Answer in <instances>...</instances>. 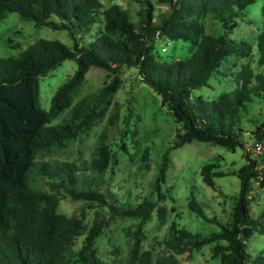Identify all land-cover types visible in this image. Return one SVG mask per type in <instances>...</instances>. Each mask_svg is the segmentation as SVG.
Here are the masks:
<instances>
[{
	"label": "trees",
	"instance_id": "trees-1",
	"mask_svg": "<svg viewBox=\"0 0 264 264\" xmlns=\"http://www.w3.org/2000/svg\"><path fill=\"white\" fill-rule=\"evenodd\" d=\"M104 1L0 0V19L16 12L35 26L65 29L72 39L71 47L59 40L39 39L19 56L0 57V264H70L72 259L67 255L82 234L83 244L73 260L104 264L94 244L116 216L138 220L130 231L132 239L125 264H183L178 256L189 239L194 240V248L214 244L213 257L219 258L220 264H264L263 254L251 256L246 251V243L254 233L264 234V210L258 218L249 212L253 181L257 187L264 186V166L258 168L246 150L242 126L243 114L253 96L264 95V30L255 37L256 63L260 68L256 70L251 65V43L206 33L203 23L211 17L224 31H230L238 25L237 19L246 7L256 0H157L167 4V9L157 15L154 2L131 0L141 3L136 23L119 3L104 6ZM99 21L101 31L84 43L81 38ZM159 38L188 42L191 53L177 60L159 59L154 50ZM228 57L244 60L231 73L233 89L213 100L192 97L193 90L208 84L210 76L219 71ZM67 59L76 62V69L55 90L46 110L39 103V78ZM93 66L107 71L112 80L71 101V95ZM131 67L136 68L139 81L160 96L161 105L180 126L173 143L163 152L152 198L145 196L137 203L130 196L119 197L105 177L112 156L105 144L104 130L95 141L93 157L81 167L48 158L56 150L66 149L70 140L89 130L104 114L111 95L121 86L120 74ZM62 111V120L53 124ZM118 115V108L113 107L109 123ZM254 123L252 144H264V118ZM192 140L228 150L240 147L245 153L247 162L238 170H219L215 164L201 168L208 186L214 185V178L227 175L239 179L231 220L221 223L211 219L218 230L203 238L172 226L162 249L141 250L143 229L152 212L155 210L161 224L166 220L167 208L159 205L158 199L162 196L160 185L165 181L170 152ZM144 166L141 163L139 170ZM43 184L47 190L41 188ZM62 193L83 201L78 213L66 215L58 211ZM189 208L198 217L207 218L194 200ZM87 210L94 215L90 226L85 222Z\"/></svg>",
	"mask_w": 264,
	"mask_h": 264
},
{
	"label": "rangeland",
	"instance_id": "rangeland-1",
	"mask_svg": "<svg viewBox=\"0 0 264 264\" xmlns=\"http://www.w3.org/2000/svg\"><path fill=\"white\" fill-rule=\"evenodd\" d=\"M155 3V14L167 9L166 3ZM112 2L119 3L125 8L133 22L139 21L138 10L141 3L131 0H106L104 6ZM238 25L224 31L218 21L211 17L203 20L205 32L222 34L235 41L246 40L251 43L253 58L251 65L260 70L256 63L255 37L264 30V0H256L248 5L243 14L237 19ZM102 22L96 23L92 30L81 39L89 42L101 31ZM39 39L59 40L67 46H72V39L65 29H52L46 26H35L34 23L20 18L16 12H10L0 19V57H16L29 45ZM154 50L159 59L177 60L185 58L191 53V46L182 40L159 38L154 44ZM244 60L228 57L208 79V84L192 92V97L201 96L206 100L217 98L222 92L230 91L235 86L231 80V73ZM76 62L64 60L52 69L47 75L39 78V103L48 110L50 100L55 90L65 82L75 71ZM227 75V76H224ZM121 86L114 92L104 107V114L99 117L89 130L80 133L75 139L68 142L66 149H58L48 158L52 160H66L73 162L77 167L93 157L95 141L104 130L105 144L108 146L112 159L105 177L111 189L118 191L117 195L125 199L129 197L133 203L142 198L151 197L153 183L162 161L163 152L171 146L179 124L175 123L168 109L161 105L160 96L149 85L139 81L136 68H125L120 74ZM112 80L107 71L91 67L78 89L70 97L71 101L79 99L84 94L94 92ZM113 107L118 108V118L109 123V115ZM64 112L55 116L53 124L61 121ZM264 118V95L253 96L252 102L247 105L242 117L246 150L257 161L258 168L264 166V145L259 153L247 147L252 145V130L254 121ZM147 157L144 159V157ZM247 162L244 151L237 147L228 150L223 146L192 140L171 150L170 163L166 171L165 181L160 185L161 197L158 204L167 208L166 220L161 224L155 210L152 218L145 224L141 250L154 247L162 249L163 241L167 239L172 226L177 229L196 234L199 238L206 237L211 231L218 230V226L211 219L216 218L221 223H229L239 191V179L235 175L214 178V185L208 186L202 179L201 168L204 164H215L219 170H238ZM141 163L147 167L139 170ZM253 181V199L250 202L249 212L258 218L264 210V186L257 187ZM42 189L48 186L43 184ZM63 192V191H62ZM191 200L197 202L206 213V219L198 217L189 208ZM82 200H73L69 196H60L58 211L66 215L78 213ZM85 222L88 226L93 220V211L87 210ZM137 219L128 216H116L101 234L96 238L94 248L104 264H125V258L131 241L130 231L133 230ZM85 234L78 236L68 253L72 259L70 264H83L74 261L73 257L83 244ZM197 240V239H196ZM184 252L178 258L183 264H220L219 258H214L212 247L214 244H205L199 248L191 246L185 240ZM246 251L251 256L264 255V234L254 233L246 243Z\"/></svg>",
	"mask_w": 264,
	"mask_h": 264
},
{
	"label": "built area",
	"instance_id": "built-area-1",
	"mask_svg": "<svg viewBox=\"0 0 264 264\" xmlns=\"http://www.w3.org/2000/svg\"><path fill=\"white\" fill-rule=\"evenodd\" d=\"M263 145L264 144H262V143H254L252 145H249L247 147V149L250 148L253 151V153H256L257 154V153H259L263 149Z\"/></svg>",
	"mask_w": 264,
	"mask_h": 264
}]
</instances>
